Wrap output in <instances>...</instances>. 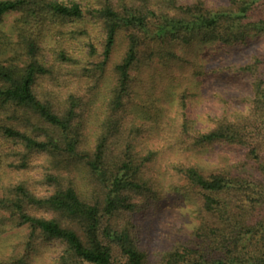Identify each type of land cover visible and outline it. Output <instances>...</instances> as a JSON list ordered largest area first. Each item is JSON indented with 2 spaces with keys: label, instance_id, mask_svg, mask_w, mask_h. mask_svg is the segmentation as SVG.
<instances>
[{
  "label": "trees",
  "instance_id": "trees-1",
  "mask_svg": "<svg viewBox=\"0 0 264 264\" xmlns=\"http://www.w3.org/2000/svg\"><path fill=\"white\" fill-rule=\"evenodd\" d=\"M12 12L15 40L0 28V264H264V48L211 69L179 52L264 37V0H0V23ZM237 72L244 108L219 94L197 124L195 78ZM174 194L194 223L151 251L137 219ZM39 247L55 255L42 263Z\"/></svg>",
  "mask_w": 264,
  "mask_h": 264
},
{
  "label": "rangeland",
  "instance_id": "rangeland-1",
  "mask_svg": "<svg viewBox=\"0 0 264 264\" xmlns=\"http://www.w3.org/2000/svg\"><path fill=\"white\" fill-rule=\"evenodd\" d=\"M18 16V12L7 14L0 23V28L4 30L11 39L16 38L13 32V23ZM47 45L54 43L53 39H47ZM264 48L263 35H254L247 43L236 45H226L220 42L195 43L187 49H180L179 52L185 54L189 59H196L205 64L207 68L222 65L246 62L253 54ZM249 77L237 72L229 75H219L210 73L199 75L195 82L191 84L192 95L188 101V111L192 117L197 119V124L202 125L206 121L205 111H218L220 103H217L218 95L221 94L232 103L230 110L238 113L244 108L241 102V94L250 91ZM154 142L152 146H156ZM237 156L239 153H233ZM199 161V157L196 156ZM192 204L183 200L179 195H171L165 202L158 205L156 209H151L138 217L137 221L143 228V243L151 251H156L167 245L171 237H175L179 232L186 234L194 221L191 217ZM179 230V231H178ZM26 228L8 230L4 234L8 242L20 243L27 233ZM55 253L50 247H42L36 251L34 257L47 263Z\"/></svg>",
  "mask_w": 264,
  "mask_h": 264
}]
</instances>
